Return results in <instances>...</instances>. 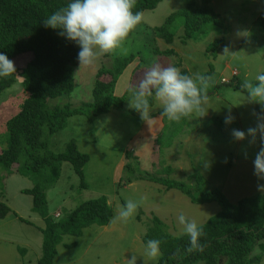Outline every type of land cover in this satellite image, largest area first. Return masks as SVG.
Here are the masks:
<instances>
[{
  "label": "rangeland",
  "instance_id": "1",
  "mask_svg": "<svg viewBox=\"0 0 264 264\" xmlns=\"http://www.w3.org/2000/svg\"><path fill=\"white\" fill-rule=\"evenodd\" d=\"M188 1L162 0L154 10L144 11L136 31L134 29L125 41L126 55L100 54L90 66L78 64L72 69L73 91L47 101L49 107L80 108L91 101L98 69H109L117 58L135 56L118 78L114 89V95L124 99L125 110L91 116L84 109L82 115L70 116L62 130L47 138L52 152H62L72 141L81 154L88 156V161L82 169L81 179L69 163L61 165L58 179L45 191L46 214L56 218L53 214L58 210L61 213L59 219H64L80 204L101 197L107 199L113 211L109 225H92L83 229L78 238L63 236L56 247L53 264H126L132 255L137 256V264H157L160 254L155 261L144 256L143 237L153 217L163 224V228L166 227L171 236L180 237L183 226L178 221L179 215L183 214L186 220L202 226L220 210L214 202L193 204L179 191H165L162 186L145 180L118 186L127 163L126 151L133 152L138 158L137 170L143 176L182 182L196 190L194 182L188 177L198 173L203 178L200 189L210 191L216 188L232 204L255 195L264 196V192L257 188L264 185V179L253 174L252 163L261 147L260 136L257 134L254 141L247 136L248 128H255L258 122H263L255 113L253 103L240 91L221 86L218 91L208 93L203 100V113L193 112L179 121H169L164 116L145 121L146 116L161 111V105L154 96V104L143 119L139 113H132L134 109L131 107L135 105L130 87H138L145 70L157 61L165 66L171 64L182 74L193 76L202 75L211 67L210 78L219 83L222 78L223 81L231 79V71L238 73L237 79L241 83L246 78L255 82L254 77L264 73V51H261L264 43L251 32L256 28L257 17L264 16V0H209L211 8L222 18L223 27H211L202 41H187L185 45L179 39L171 45L157 40L158 50L173 49L176 55L171 58L163 55L156 57L153 47L144 39L147 29L161 26L171 14L183 9ZM194 1L199 6L202 3L201 0ZM257 11L261 14L256 15L259 14ZM219 38L224 40L225 46L213 58L204 50L210 42ZM225 49L228 52L224 53ZM30 58V55L20 56L14 60V65L21 68ZM24 98L19 77L0 92V153L7 146L5 122L17 114ZM259 108L264 110V106L259 105ZM229 111L235 118L232 124L221 128L215 122L211 123L213 118L224 120ZM233 129L245 131V139L234 140ZM160 133L165 136L161 135L163 138L157 145L163 141V145L169 147H158L154 155L153 140L161 137ZM4 175L0 168V202L12 214L0 219V264H37L44 223L40 215L32 211L30 195L22 192L31 189L33 184L18 175ZM129 199L140 202L134 215L127 222L114 219L120 206ZM138 213L140 221L137 220ZM72 243L75 246L66 248ZM262 252L264 245L256 254ZM260 264H264V255Z\"/></svg>",
  "mask_w": 264,
  "mask_h": 264
},
{
  "label": "trees",
  "instance_id": "2",
  "mask_svg": "<svg viewBox=\"0 0 264 264\" xmlns=\"http://www.w3.org/2000/svg\"><path fill=\"white\" fill-rule=\"evenodd\" d=\"M160 1L162 0H134L132 11L143 13L154 10ZM201 1L199 6L194 0H189L183 9L171 14L161 26L147 29L144 39L153 47L152 51L156 57L163 55L171 58L176 55L173 49L158 50L157 40L171 45L174 40L179 39L181 44L185 45L187 41H202L211 27H223L224 22L211 8L210 1ZM68 2L69 0H0V53L5 54L13 64L20 56L31 57L21 68L14 65V73L0 77V92L9 88L19 77L25 94L17 114L5 122L7 146L0 153V168L5 174L3 177L18 175L33 184L31 189L22 192L30 195L32 211L40 215L44 223L41 230V255L37 264H53L56 247L62 242L63 236L78 238L83 229L92 225L107 226L112 219V208L104 197L80 204L64 219H59L61 213L58 210L53 214L57 219H52L46 214L45 191L58 179L61 165L69 163L81 179L82 169L88 161V156L81 154L72 141L66 144L62 152H52L47 138L62 130L70 116L82 115L84 109L90 112L91 116L125 110L124 99L115 96L114 89L120 75L135 60L134 55H129L115 59L109 69H98L91 91V101L80 108L71 110L69 106L49 107L48 100L69 95L73 91L72 69L79 64V49L74 43L59 36L57 31L45 28L41 22L59 8L65 7ZM255 23L256 28L251 31L252 36L257 34L264 43V16L257 17ZM224 46V40L219 38L210 42L204 52L215 58ZM211 74L210 67L202 75L210 78ZM241 84L236 77H232L226 84H220L216 79L210 78L206 86H201L203 100L208 93L218 91L221 86L240 91L249 99L247 90L242 89ZM148 101L150 108L154 104L153 96H150ZM252 103L255 113L264 123V110L259 108V104ZM132 113L138 112L133 110ZM157 116L163 117L161 111L146 116L144 120L156 119ZM163 120L164 118L162 125ZM223 121L211 119V123L215 122L218 127L225 128L227 126ZM161 135L163 134L160 133ZM163 136H157L153 140L154 155L157 149L169 147L164 146L163 141L157 145ZM125 155L127 163L124 165V176L119 179L118 186L145 180L162 186L165 191L177 190L187 196L193 204L214 202L220 208L217 214L201 226L203 235L199 240L200 250L189 251L188 236H171L166 227L163 228V224L153 217L143 242L146 244L150 239L160 240V258L157 264H260L264 253L256 254V251L264 245L263 195L244 198L232 204L216 188L210 191L200 189L203 178L198 173L188 177L197 187L194 190V187L191 188L192 186L182 182L139 174L138 158L129 151H126ZM10 214L11 210L0 202V219ZM19 221L22 222V219ZM73 246L75 243L66 248Z\"/></svg>",
  "mask_w": 264,
  "mask_h": 264
},
{
  "label": "clouds",
  "instance_id": "3",
  "mask_svg": "<svg viewBox=\"0 0 264 264\" xmlns=\"http://www.w3.org/2000/svg\"><path fill=\"white\" fill-rule=\"evenodd\" d=\"M133 7L134 0H69L65 7L59 8L41 23L45 28L57 31L59 36L74 43L79 49V65L90 66L100 54H127L125 41L142 21V12L134 13ZM225 52L228 50L225 49ZM14 72L13 62L0 53V77ZM237 74L231 71V78H237ZM209 79L200 74H182L179 68L171 64L165 66L157 61L145 70L138 87H130L133 89L132 102L135 105L131 108L143 119L149 114L148 97L154 96L161 105V115L169 121H179L193 112L203 113L201 86H206ZM223 80L224 78L220 80V84H226L231 79ZM254 81L246 78L241 88L247 90L248 101L264 106V73L257 74ZM234 119L229 111L223 123L228 126ZM231 134L236 141H243L246 135L245 131L239 129H233ZM257 134L260 136L261 147L252 162L253 174L264 179V123L258 122L255 128L247 129V136L253 141ZM257 188L264 192V185H258ZM139 203L136 200H127L120 206L118 216L114 219L127 222L134 215ZM178 221L183 226L182 233L189 238L188 250H200L202 227L195 221L186 220L183 214L179 215ZM160 243L158 239L148 240L144 245V256L155 261L160 254ZM126 264H137V256L132 255Z\"/></svg>",
  "mask_w": 264,
  "mask_h": 264
},
{
  "label": "crops",
  "instance_id": "4",
  "mask_svg": "<svg viewBox=\"0 0 264 264\" xmlns=\"http://www.w3.org/2000/svg\"><path fill=\"white\" fill-rule=\"evenodd\" d=\"M57 214H58V212H57ZM56 215V214H55Z\"/></svg>",
  "mask_w": 264,
  "mask_h": 264
}]
</instances>
